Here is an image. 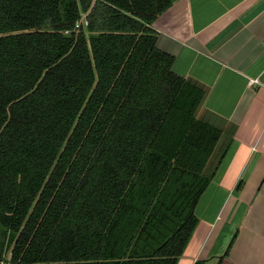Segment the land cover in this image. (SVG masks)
<instances>
[{
    "label": "trees",
    "instance_id": "1",
    "mask_svg": "<svg viewBox=\"0 0 264 264\" xmlns=\"http://www.w3.org/2000/svg\"><path fill=\"white\" fill-rule=\"evenodd\" d=\"M174 1L0 0V264H176L228 145L207 174L222 128L151 26Z\"/></svg>",
    "mask_w": 264,
    "mask_h": 264
},
{
    "label": "crops",
    "instance_id": "2",
    "mask_svg": "<svg viewBox=\"0 0 264 264\" xmlns=\"http://www.w3.org/2000/svg\"><path fill=\"white\" fill-rule=\"evenodd\" d=\"M151 26L228 145L176 264H264V0H175Z\"/></svg>",
    "mask_w": 264,
    "mask_h": 264
},
{
    "label": "rangeland",
    "instance_id": "3",
    "mask_svg": "<svg viewBox=\"0 0 264 264\" xmlns=\"http://www.w3.org/2000/svg\"><path fill=\"white\" fill-rule=\"evenodd\" d=\"M218 148H216L215 150H214V154H213V156L211 157V159H210V164L208 165V167L206 168V172H207V174H209V172H210V170H211V168L214 166V164H215V162L217 161V159H218V156H219V154H220V151H221V147L220 146H217Z\"/></svg>",
    "mask_w": 264,
    "mask_h": 264
},
{
    "label": "built area",
    "instance_id": "4",
    "mask_svg": "<svg viewBox=\"0 0 264 264\" xmlns=\"http://www.w3.org/2000/svg\"><path fill=\"white\" fill-rule=\"evenodd\" d=\"M80 21L83 22V23H85V24L87 23V20H86L85 16H83V17L80 19ZM79 24H80V23H76V24H75V28H78V27H79Z\"/></svg>",
    "mask_w": 264,
    "mask_h": 264
}]
</instances>
